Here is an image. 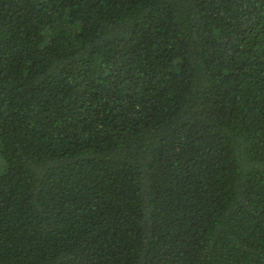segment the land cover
Masks as SVG:
<instances>
[{
    "label": "trees",
    "instance_id": "trees-1",
    "mask_svg": "<svg viewBox=\"0 0 264 264\" xmlns=\"http://www.w3.org/2000/svg\"><path fill=\"white\" fill-rule=\"evenodd\" d=\"M0 264H264V0H0Z\"/></svg>",
    "mask_w": 264,
    "mask_h": 264
},
{
    "label": "rangeland",
    "instance_id": "rangeland-1",
    "mask_svg": "<svg viewBox=\"0 0 264 264\" xmlns=\"http://www.w3.org/2000/svg\"><path fill=\"white\" fill-rule=\"evenodd\" d=\"M5 168L4 162L0 159V172H3Z\"/></svg>",
    "mask_w": 264,
    "mask_h": 264
}]
</instances>
